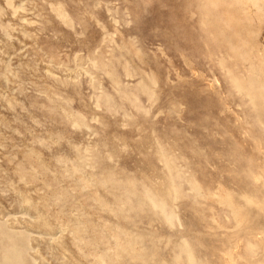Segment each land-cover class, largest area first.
<instances>
[{"label": "rangeland", "instance_id": "obj_1", "mask_svg": "<svg viewBox=\"0 0 264 264\" xmlns=\"http://www.w3.org/2000/svg\"><path fill=\"white\" fill-rule=\"evenodd\" d=\"M0 264H264V0H0Z\"/></svg>", "mask_w": 264, "mask_h": 264}]
</instances>
